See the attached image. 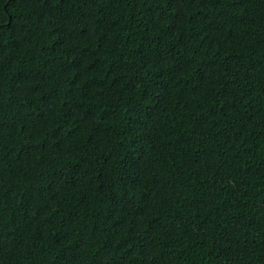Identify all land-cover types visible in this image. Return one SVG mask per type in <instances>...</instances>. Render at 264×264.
<instances>
[{
  "label": "trees",
  "instance_id": "trees-1",
  "mask_svg": "<svg viewBox=\"0 0 264 264\" xmlns=\"http://www.w3.org/2000/svg\"><path fill=\"white\" fill-rule=\"evenodd\" d=\"M0 264H264V0H0Z\"/></svg>",
  "mask_w": 264,
  "mask_h": 264
}]
</instances>
